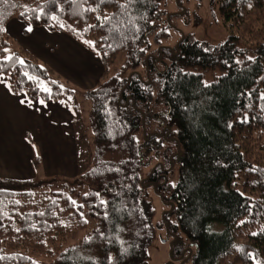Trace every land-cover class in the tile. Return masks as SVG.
Listing matches in <instances>:
<instances>
[{
	"label": "trees",
	"instance_id": "16d2710c",
	"mask_svg": "<svg viewBox=\"0 0 264 264\" xmlns=\"http://www.w3.org/2000/svg\"><path fill=\"white\" fill-rule=\"evenodd\" d=\"M162 1L0 0V74L12 92L67 104L72 94L25 47L2 56L13 17L65 33L102 66L80 92L87 169L0 177V264H145L147 186L165 206L159 224L179 262L264 264V0H212L227 30L220 44L186 34L150 50L168 36ZM120 52L125 73H110ZM212 69L220 73L205 82ZM147 118L159 121L148 132Z\"/></svg>",
	"mask_w": 264,
	"mask_h": 264
},
{
	"label": "crops",
	"instance_id": "0c3cea01",
	"mask_svg": "<svg viewBox=\"0 0 264 264\" xmlns=\"http://www.w3.org/2000/svg\"><path fill=\"white\" fill-rule=\"evenodd\" d=\"M29 27L31 31L27 30ZM5 32L9 38L15 36L17 39V36L27 37L31 34L33 39L39 41L38 54L25 42L19 40L21 43L19 45L25 47L39 61L51 66L67 81H71L75 86L78 85L81 90L96 84L102 70L99 59L75 40L76 43H74L73 39L65 33L48 30L41 26H29L16 17L6 22ZM58 49L68 50L66 60L59 58L62 51ZM38 55L44 60H40ZM47 61H51L55 67L67 75L60 74ZM22 100L25 103L22 104ZM65 104L63 101L28 100L23 94L12 92L5 77L0 74V177H33L35 170L32 159L35 155L39 163L37 168L42 175L70 176L78 173L77 169H74L73 174L62 173L58 170L59 165L56 161L57 157H62V154H57L58 145L68 144L67 157L70 155V160L71 152L74 150L72 143L74 137L71 134L75 130L74 115L71 107ZM41 140L43 145L40 144ZM31 142L37 145L36 153L33 151ZM40 146H44V150ZM67 151H65L66 155ZM60 152L62 153V147ZM89 156H91L90 151Z\"/></svg>",
	"mask_w": 264,
	"mask_h": 264
},
{
	"label": "rangeland",
	"instance_id": "374dc122",
	"mask_svg": "<svg viewBox=\"0 0 264 264\" xmlns=\"http://www.w3.org/2000/svg\"><path fill=\"white\" fill-rule=\"evenodd\" d=\"M161 7L163 8L164 13L161 16V20L159 21V23L166 27L168 36L165 38H161L157 44H153L150 50H152L154 46L156 48L172 47L175 42L179 38H181L182 35L186 34L192 36L198 41L205 42L209 45L220 44L226 39L227 30L223 25L221 16L217 11L216 6L212 5V0H163L161 3ZM256 36H260L264 39V25L256 31ZM17 37L18 39L15 36L10 38V44L5 48L2 56H7L12 51H14L17 46L21 44L20 41L25 42L28 47H30L34 52L38 54L37 44L39 43V41H37V39H33L31 34H29L27 37ZM58 50L62 51L59 58H63V60H66L69 54L68 50ZM38 57L40 58V60H44L40 55H38ZM123 58L124 53L120 52L117 55L115 61L109 67L110 73H125L122 64ZM47 62L53 65L51 61ZM53 66L55 67V65ZM55 68L60 72V74H63V76L67 75V73H65L61 69H58L57 67ZM219 73L220 71L218 69L207 70L203 74V80L205 82H208ZM61 78L65 80L64 84L68 88H71L72 91V94L68 95V100L70 103H66L65 105L72 107V113L75 116L73 120L75 130L74 133H71L74 137L72 141L74 150L71 152V155L75 157L71 156V160L69 159L70 155L69 157H67L69 153L67 149H69V147L67 143H63L62 145H58V148L56 149V151L58 152L57 154H62V157H57L56 161L59 165L58 170H61L62 173L73 174L74 169H77V172L80 173L81 171L87 169V166L89 165L91 160V157L89 156V151L91 153V144L89 142V132L86 128V115L88 105L82 98V94L80 93L82 92V90L80 89V87L78 85H73L71 81H67L62 76ZM158 122V120L147 118V120L144 122V130L148 132L152 127L154 128V126H156ZM54 135L56 136V134ZM44 139H46V137ZM43 140H41L40 142L41 145H43ZM31 143L33 146V151L34 153H36L37 145L34 142ZM43 147L44 146L41 147L42 150H44ZM61 147L62 153L60 152ZM70 148L72 149V145ZM65 151H67V155ZM42 153L44 154V151ZM103 157L113 160L117 159V155L110 152L105 153ZM151 162L153 161L151 160L150 163ZM71 165L73 167H71ZM41 173V171H35L34 176L36 175V177H38L41 175ZM43 176L48 175L44 174ZM175 179L176 172L173 181ZM144 192V198L147 201L149 200V202H151L154 209L153 214L150 217V222L152 225V239L147 248L148 258L145 264H182V262H179L178 258H174V255L170 254L169 243L173 233L168 231V226H166L165 223L163 225L159 224V221L160 219H162V216L164 214L163 211L165 210V206L161 203L155 192L152 191V187H145ZM168 219L170 224V222L172 223L174 221V216L171 214ZM254 229L255 228H251L248 231ZM245 232L246 231H243V233Z\"/></svg>",
	"mask_w": 264,
	"mask_h": 264
},
{
	"label": "snow or ice",
	"instance_id": "6c2138e0",
	"mask_svg": "<svg viewBox=\"0 0 264 264\" xmlns=\"http://www.w3.org/2000/svg\"><path fill=\"white\" fill-rule=\"evenodd\" d=\"M100 2L101 3H103L104 2V0H100ZM132 2H134V0H129V3H132ZM122 7H126V5H123ZM92 10H95V9H92ZM54 19H55V17H53ZM63 26V25H62ZM0 30H2V28H0ZM28 31H31L32 29H31V27H29L28 29H27ZM20 63H23V61H20ZM45 91H49V89H47V88H45L44 89ZM262 98H264V97H262ZM21 103L23 104V103H25V101H21ZM74 203V202H73ZM102 203H103V201H102ZM253 235H256V233H253Z\"/></svg>",
	"mask_w": 264,
	"mask_h": 264
},
{
	"label": "flooded vegetation",
	"instance_id": "af4514ba",
	"mask_svg": "<svg viewBox=\"0 0 264 264\" xmlns=\"http://www.w3.org/2000/svg\"><path fill=\"white\" fill-rule=\"evenodd\" d=\"M152 185V184H151Z\"/></svg>",
	"mask_w": 264,
	"mask_h": 264
}]
</instances>
